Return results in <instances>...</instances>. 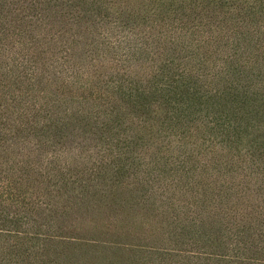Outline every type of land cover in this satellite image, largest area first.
Here are the masks:
<instances>
[{
	"label": "trees",
	"instance_id": "1",
	"mask_svg": "<svg viewBox=\"0 0 264 264\" xmlns=\"http://www.w3.org/2000/svg\"><path fill=\"white\" fill-rule=\"evenodd\" d=\"M130 1L0 0V264L138 254L68 219L110 203L126 174L164 197V264H264V0H166L199 8L198 23L177 8L129 28ZM219 36L232 49L212 46L220 70L198 74L187 64L209 62Z\"/></svg>",
	"mask_w": 264,
	"mask_h": 264
},
{
	"label": "rangeland",
	"instance_id": "2",
	"mask_svg": "<svg viewBox=\"0 0 264 264\" xmlns=\"http://www.w3.org/2000/svg\"><path fill=\"white\" fill-rule=\"evenodd\" d=\"M134 1L137 2V5L133 4L126 6L123 4V2H120V5L125 8L124 16L128 20V27L130 24L142 25L145 21L143 16H145L147 19H152L154 18L152 14H157L155 18H158L157 22L159 25L164 24V20L166 19L164 17L166 16L164 15V12L175 10V14L178 12L176 10L177 8H182L188 13L187 16H184L186 20L189 19L191 22L197 23L199 20V8L196 10L191 9V7L188 5L183 7L181 5L182 2L180 3V1H175L173 4L174 6L170 7L171 10L169 11H167V7H169V5L164 8V1L166 0ZM201 13L203 14V12ZM156 28L158 31V27ZM162 29L164 30V27H162ZM157 31L155 32L156 38H159L162 35H158ZM160 42H164V37L162 40H160ZM212 46H218L219 50L223 52L232 49L228 45V41L224 37L219 36L215 39L214 43H211L210 46H207V49H211V51H213L209 62H198L195 60L194 62H190L191 65H187L194 68L198 74L202 73L205 76L216 74L214 72L220 70L222 61L220 60V57L215 54ZM160 48L162 49V51H160V55L157 57L154 55V58L151 60V64L154 65L155 72L159 69V77L155 79L151 78V80L156 83H160L162 80L164 83V44H160ZM233 51L234 50H232V52ZM170 55L172 59L176 58L175 62L177 66H180L181 69L186 68L185 63L188 59L187 52H182L180 50L171 51ZM151 57L152 56L149 54V60ZM144 64L149 65L150 62L145 61ZM134 65L136 66L135 63ZM142 70H147V67L144 66ZM254 78L256 79V77ZM222 86L223 85L220 86V84L215 85V89ZM252 86L253 85H251V89H253ZM88 96H90V94H87V97ZM157 100H160L161 103L164 102L160 94H157V96L151 98V101L155 102V104ZM149 115L158 120L164 119V111L159 112L158 116H154L151 113H149ZM250 121L251 120H249V122ZM162 136H164V134ZM251 138L252 137H250V140ZM154 142L158 143L159 139H155ZM154 152L155 154H158V156L161 158V164L164 165V141L160 146L155 145ZM127 177L128 175L126 174L120 182H123L125 185L129 186V188H118V190L115 189L116 191L113 194L114 199L110 201V203L107 204V202L103 201L102 199H104V197L101 194L96 197V200H93L96 205H90L88 200L85 203L82 202L81 206L75 207L68 219L72 224L75 223L78 227L75 226V228H72L71 232L74 235L78 234L80 236L83 235L87 237L100 236L99 234H101V236L105 238H119L121 240H125L127 243L137 244L141 247L138 250L140 252H137L138 254L134 255L127 252L126 254H122L123 259H120L117 262L113 261L112 264H164V242L167 238V234H164V231L166 230L164 197L160 193H153L151 196H149V198L144 197L143 195L147 194L149 186L144 189L140 187L136 189L134 186L129 185L130 180ZM97 199H101V201L97 202ZM106 232L107 235H105ZM69 234L70 233H67L68 236H70ZM61 249L68 251V249L64 247ZM87 256L89 257L88 263L94 264V256L92 254H88ZM72 261L74 264H84L80 259L77 260L76 257ZM64 263L66 264V261H64ZM105 264L110 263L107 261Z\"/></svg>",
	"mask_w": 264,
	"mask_h": 264
}]
</instances>
